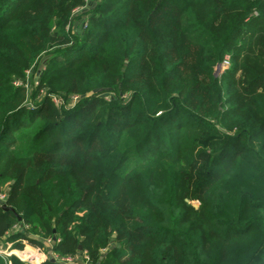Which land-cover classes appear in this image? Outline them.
<instances>
[{
  "label": "trees",
  "instance_id": "1",
  "mask_svg": "<svg viewBox=\"0 0 264 264\" xmlns=\"http://www.w3.org/2000/svg\"><path fill=\"white\" fill-rule=\"evenodd\" d=\"M0 193L41 264H264V0H0Z\"/></svg>",
  "mask_w": 264,
  "mask_h": 264
},
{
  "label": "crops",
  "instance_id": "2",
  "mask_svg": "<svg viewBox=\"0 0 264 264\" xmlns=\"http://www.w3.org/2000/svg\"><path fill=\"white\" fill-rule=\"evenodd\" d=\"M12 244L13 243H10L9 241H8V237H3V238H1V240H0V252L1 253H4V252H6V254H8V255H15L17 258H19L22 262L24 261V263H26V264H30L29 262V260H27L26 262H25V260H23L24 259V256L23 255H27V256H29V258H32L35 262H38V264H41L44 260H45V258L43 257V259H41L42 257H41V255L39 254L41 251H39L38 249H36V248H34V249H36L37 251H32L31 249H29L28 251H30L29 253H22V252H20L19 250H14V249H12ZM25 246H27V245H25L24 244V247ZM21 251H23V250H21ZM27 251V250H26ZM20 252V253H19ZM43 256V255H42ZM23 257V258H22Z\"/></svg>",
  "mask_w": 264,
  "mask_h": 264
},
{
  "label": "rangeland",
  "instance_id": "3",
  "mask_svg": "<svg viewBox=\"0 0 264 264\" xmlns=\"http://www.w3.org/2000/svg\"><path fill=\"white\" fill-rule=\"evenodd\" d=\"M228 66V65H227ZM226 65L224 66V67H227ZM222 69H224V68H222ZM220 70V69H219ZM223 71L221 70L218 74H221ZM31 72H29L28 73V79H29V82H31ZM71 105L73 104V102L71 101V103H70ZM1 194H3V193H0V196H1ZM2 204H4V202H1ZM1 205V204H0ZM18 230H21V228L19 227V226H15L14 228H13V231H12V233H15V232H17ZM9 235H11V233L9 234ZM25 245H27V244H25ZM44 246L45 247H50L51 246V242L50 241H46L45 243H44ZM29 249H31L32 251H37L36 249H34L33 247H31V246H29V245H27V246H25L24 248H23V251H20V252H22V253H24V252H26V253H29L30 251H28ZM28 252H27V251ZM39 250V249H38ZM40 251V250H39ZM19 252V253H20ZM47 253H50V252H43V251H41L39 254L41 255V259H43V257L44 258H46V256H47ZM0 254H2V255H8V254H6V252H4V253H1L0 252ZM43 255V256H42ZM24 256V259L23 260H25V262L27 261V260H29L30 262V264H38V262H35L32 258H29V256H25V255H23ZM24 262V261H23ZM73 264H86L83 260H81V259H76L75 261H74V263Z\"/></svg>",
  "mask_w": 264,
  "mask_h": 264
},
{
  "label": "built area",
  "instance_id": "4",
  "mask_svg": "<svg viewBox=\"0 0 264 264\" xmlns=\"http://www.w3.org/2000/svg\"><path fill=\"white\" fill-rule=\"evenodd\" d=\"M227 66L228 65V62H227V59L220 65V71L222 70H225V68L227 67H224V66ZM224 68V69H222ZM5 201V194H1L0 196V204L1 202H4ZM54 260H56L57 262L61 263V264H73L74 261L76 259H74L73 257H64V258H58L56 256H54Z\"/></svg>",
  "mask_w": 264,
  "mask_h": 264
},
{
  "label": "water",
  "instance_id": "5",
  "mask_svg": "<svg viewBox=\"0 0 264 264\" xmlns=\"http://www.w3.org/2000/svg\"><path fill=\"white\" fill-rule=\"evenodd\" d=\"M220 66H218L217 68H216V70H215V73H214V75L215 76H217L218 75V73L220 72ZM97 91V90H96ZM92 93H89L88 95H91ZM1 208L4 210V211H11V212H13V210L12 209H10V208H8L5 204H2L1 203ZM113 238H114V235L112 236ZM24 264H26V263H24Z\"/></svg>",
  "mask_w": 264,
  "mask_h": 264
},
{
  "label": "bare ground",
  "instance_id": "6",
  "mask_svg": "<svg viewBox=\"0 0 264 264\" xmlns=\"http://www.w3.org/2000/svg\"><path fill=\"white\" fill-rule=\"evenodd\" d=\"M23 258V257H22Z\"/></svg>",
  "mask_w": 264,
  "mask_h": 264
}]
</instances>
